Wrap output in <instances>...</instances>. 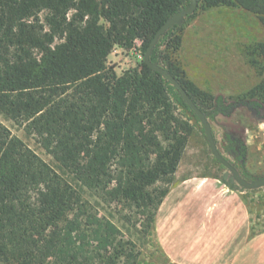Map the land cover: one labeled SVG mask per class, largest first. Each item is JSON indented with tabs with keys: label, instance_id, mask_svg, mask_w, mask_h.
<instances>
[{
	"label": "trees",
	"instance_id": "obj_1",
	"mask_svg": "<svg viewBox=\"0 0 264 264\" xmlns=\"http://www.w3.org/2000/svg\"><path fill=\"white\" fill-rule=\"evenodd\" d=\"M190 5L191 0H0V112L102 203L119 206L122 220L136 225L133 213H140L147 235L175 184L195 129L192 120H200L144 56L156 34ZM198 5L241 8L264 29V0ZM194 16L160 34L151 63L164 67L207 118L238 104L264 118V80L247 99L228 105L187 79L177 54ZM137 41V67L117 75L109 55L116 45L133 49ZM261 49L264 55V44ZM222 181L238 189L230 172ZM138 263L139 252L120 228L0 122V264Z\"/></svg>",
	"mask_w": 264,
	"mask_h": 264
},
{
	"label": "rangeland",
	"instance_id": "obj_2",
	"mask_svg": "<svg viewBox=\"0 0 264 264\" xmlns=\"http://www.w3.org/2000/svg\"><path fill=\"white\" fill-rule=\"evenodd\" d=\"M194 14L183 33L182 46L177 54L185 76L202 91L224 98L228 105L247 99L249 92L264 80V55L261 49L264 29L259 19L235 6L203 9L198 5ZM102 23L107 25L106 21ZM140 45L137 41L133 49L119 45L114 47L108 57V65L117 75L121 76L125 71L137 67L142 57ZM261 115L264 116V109ZM208 121L220 154L237 170L242 169L249 175L242 177L243 180L248 184L264 180V118L245 105L238 104L230 113L219 114L214 119L208 118ZM0 122L72 184L77 195L90 202L99 215H105L120 228L123 239L131 241L135 252H139L138 264H176L162 251L155 237V229L151 235L145 233L142 228L144 218L140 213H133L136 225L122 220L119 206L102 203L63 169L34 136L28 135L24 127L1 112ZM192 123L195 129L189 137L174 183L189 177L224 180L229 169L214 156L203 125L196 119ZM239 141L246 145L245 152ZM232 145L235 149H231ZM235 184L249 209L255 232L264 231V183L253 188H246L237 181ZM124 213L129 214V211Z\"/></svg>",
	"mask_w": 264,
	"mask_h": 264
},
{
	"label": "crops",
	"instance_id": "obj_3",
	"mask_svg": "<svg viewBox=\"0 0 264 264\" xmlns=\"http://www.w3.org/2000/svg\"><path fill=\"white\" fill-rule=\"evenodd\" d=\"M252 227L237 189L217 178L189 177L171 187L154 229L176 264H264V231Z\"/></svg>",
	"mask_w": 264,
	"mask_h": 264
},
{
	"label": "water",
	"instance_id": "obj_4",
	"mask_svg": "<svg viewBox=\"0 0 264 264\" xmlns=\"http://www.w3.org/2000/svg\"><path fill=\"white\" fill-rule=\"evenodd\" d=\"M198 8V0H191V5L189 8L182 10L181 12H179L177 15H175L173 18H171L167 24L156 34L155 38L153 39V41L151 42L148 50L145 53L144 56V61L148 64V66H150L154 71L162 74L164 76V78L168 79V81H170L172 83V85L182 94L184 100L188 103V105L192 108V110L195 112V114L197 115L198 119L200 120L201 124L203 125L204 129L207 132L208 138H209V144L211 147V150L214 154V156L216 157V159L221 162L223 165H225L229 171L233 174L234 179L238 182V184L244 186V187H249V188H253V187H257L260 186L261 184L264 183V180L262 181H256L253 182L251 184L246 183L242 177H240L238 170L226 159L224 158L220 152L218 151L216 142L212 136V133L210 131L209 128V121L208 118L206 117V115L196 106V104L193 102V100L190 98V96L187 94V92L185 91V89L182 87V85L162 66L158 65V64H154L151 63L150 61V53L152 48L155 46L160 34L168 27L171 26L173 24H176L182 20H184V18L187 15L193 14Z\"/></svg>",
	"mask_w": 264,
	"mask_h": 264
}]
</instances>
